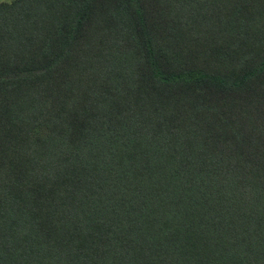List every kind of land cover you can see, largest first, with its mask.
I'll return each instance as SVG.
<instances>
[{"label": "trees", "instance_id": "16d2710c", "mask_svg": "<svg viewBox=\"0 0 264 264\" xmlns=\"http://www.w3.org/2000/svg\"><path fill=\"white\" fill-rule=\"evenodd\" d=\"M0 264H264V0L0 1Z\"/></svg>", "mask_w": 264, "mask_h": 264}, {"label": "rangeland", "instance_id": "374dc122", "mask_svg": "<svg viewBox=\"0 0 264 264\" xmlns=\"http://www.w3.org/2000/svg\"><path fill=\"white\" fill-rule=\"evenodd\" d=\"M0 1H9V0H0Z\"/></svg>", "mask_w": 264, "mask_h": 264}]
</instances>
